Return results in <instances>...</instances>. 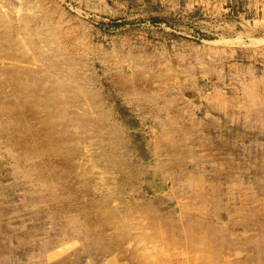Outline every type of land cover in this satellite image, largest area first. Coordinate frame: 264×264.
Instances as JSON below:
<instances>
[{
    "label": "rangeland",
    "instance_id": "rangeland-1",
    "mask_svg": "<svg viewBox=\"0 0 264 264\" xmlns=\"http://www.w3.org/2000/svg\"><path fill=\"white\" fill-rule=\"evenodd\" d=\"M0 264H264V0H0Z\"/></svg>",
    "mask_w": 264,
    "mask_h": 264
}]
</instances>
